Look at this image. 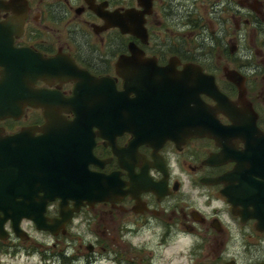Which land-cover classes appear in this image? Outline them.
Segmentation results:
<instances>
[{
	"label": "flooded vegetation",
	"instance_id": "1",
	"mask_svg": "<svg viewBox=\"0 0 264 264\" xmlns=\"http://www.w3.org/2000/svg\"><path fill=\"white\" fill-rule=\"evenodd\" d=\"M237 2L245 8L251 1ZM235 4L236 0H0V40L4 39L2 35H9L14 50L39 57L42 63L52 61L36 74L27 72L15 83L10 82L11 76L5 71L9 60L0 63V100L4 99L0 101V137L19 136L23 140L7 148V153L14 156L0 175H29L27 164L16 166L14 162L19 153L25 160L24 146L32 142L31 138L48 155L42 175H60L55 163L62 151L63 159L74 163L69 175H101L109 191L103 202L90 206L81 201L78 210L75 201L68 200L67 210L73 213L66 226L53 229L55 235L40 232L64 239L71 226L79 227V220L91 226L90 222L96 219L95 227L103 225L100 235L107 241L102 250L112 252L118 213L130 217L134 230L128 232L138 239L133 245H140L139 237L148 233L159 236L161 246L195 234L193 252L210 246L211 264H264L263 247L258 249L262 255L258 260H253L249 250L253 239L264 244V217L258 221L251 216L252 212L247 214L229 192L230 188L245 184L241 175H255L247 171L248 165L236 161L244 156L246 141L231 129L227 135L228 127L234 125L220 111L215 114L219 128L216 135L188 137L189 131H200L199 118L186 116L187 102L181 95L177 97L186 90L187 83L181 82L187 68L197 77V69L201 68L214 77L229 100L237 103L239 87L227 79L225 72L238 71L245 98L257 114V127L264 134V87L257 86L261 69L236 54L235 34L240 30L242 17L236 16ZM205 12L216 23L211 42L203 39L208 33L203 23L208 19L203 17ZM108 13L122 16V26L132 25L133 33L109 26L104 18ZM243 23H250L249 14ZM194 38L199 43L190 48L188 39ZM4 46L0 45V51ZM122 57L125 60L118 62ZM27 65L38 69L35 61L27 60ZM130 73H136V81ZM159 76L163 78L160 82L167 83L168 94L159 92L163 87L155 82ZM107 79L116 92H123L121 104L134 100L133 126L127 124L130 111L122 107L125 104L117 124L104 122L97 110L90 107L93 82ZM145 83L149 85L145 87ZM145 90L152 94L142 98ZM198 99L209 108L217 106L214 100L199 94L190 103L192 112L200 108ZM41 137L45 139L38 142L36 139ZM228 152L232 158L223 157ZM79 162L81 171L76 165ZM259 167L257 174L261 176L254 179L261 181L263 186L259 190L264 191V158ZM201 197L206 202L200 203ZM59 203V198L47 202L45 224L50 225L59 216ZM99 210L95 217L88 216L89 211ZM24 222L34 227L29 220L22 219L21 229L27 231ZM259 222L262 230L256 228ZM0 223V237L6 236L5 240L0 238V244L19 240L12 220L6 219L2 211ZM230 224L237 226L240 235L230 234L225 228ZM96 243V239L89 242L86 253L78 245L77 253L94 256ZM112 259L107 256L108 263Z\"/></svg>",
	"mask_w": 264,
	"mask_h": 264
},
{
	"label": "water",
	"instance_id": "2",
	"mask_svg": "<svg viewBox=\"0 0 264 264\" xmlns=\"http://www.w3.org/2000/svg\"><path fill=\"white\" fill-rule=\"evenodd\" d=\"M128 15L130 16L131 14L129 13ZM121 17L122 16L115 13H108L107 16H104L110 24L109 26L118 27L123 33H133L134 27H132V25L128 27L122 26V24L125 23L122 19L123 17ZM138 28L141 30L142 25ZM2 36L4 39L3 41L0 40V45L4 44L5 46L3 51H0V63H2L3 60H9L6 62L5 71L11 76L10 82L15 83L20 81V78L25 76L29 71H31L29 73L36 74L43 66H47L48 62H52L44 61L42 63V60L39 57L31 55L25 51L14 50L11 46L12 40L10 36ZM27 60L35 61V65H38V69L27 65ZM124 60L125 58L122 57L118 62ZM123 66L125 67V63ZM75 71L77 73L82 72L79 70ZM197 72L199 77L187 68L186 78H183V81L181 82L182 84L187 83L186 90L182 91L181 94H177L178 98H180L181 95V98L183 99L184 97L187 102L186 116H197L199 118L200 131H189L188 137L197 134L216 135L219 128L215 114L219 111L233 122L234 126L231 128L228 127L227 135L230 134L231 131L241 134L243 136L242 140L247 143L244 156L237 157L236 161L239 164L248 165L249 169H247V171H250L255 175H241L240 177L245 184H242L237 188L232 187L229 189V192L234 195L233 197L236 199V202H239L240 205L244 207L247 214H251L252 212L251 216H254L259 221L264 217V191L259 190V187L263 185L261 181L254 179V177L261 176L257 173L261 170L259 166L264 158V134L256 127L257 114L253 111L251 104L245 100V89L240 85L242 80H239L241 75L236 71L231 70L225 72L227 79L237 84L239 87L238 102L234 103L219 91L213 76L203 73L201 68H198ZM82 75L85 77L84 72ZM129 75L132 80H135L134 77L136 76V73H130ZM160 78L162 77L159 76V78L155 80L157 84L163 86L159 92L162 94H168V88L166 87L167 83L160 82ZM92 85V97L91 99H88V101L90 102V107L97 110L95 112L101 115L104 122L110 124L119 123L120 109L126 107L130 111L127 124H129V126L134 125L136 105L133 99H131L128 104H126V102L121 104L120 101L123 92H116L112 82L108 79L96 80ZM148 85L149 83L144 84L145 87ZM151 94L152 93L149 90H145L142 92L141 97L147 98ZM199 94H204L207 97L212 98L217 103L216 108H209L198 99L200 108L196 106L197 108L195 109V112L197 115L195 112H192L190 103L195 100V98L199 97ZM45 97L46 94H44V98ZM13 99L16 101V98ZM1 105L2 104H0V113ZM8 112L9 110H7V113ZM40 139L42 140L45 138L41 137L36 140L40 142ZM223 139L224 137L220 138L221 141ZM22 141L23 140L19 136L11 138L0 137V170H5V168L12 163L14 155L13 153H7L6 150L13 148V145H15L16 142L19 144L22 143ZM24 147L27 149L25 160L21 159L22 155L19 153L18 158L14 163L16 166H21L24 163L27 164L29 175H0V211L4 213L6 219L10 218L12 220L13 230L20 239H27L25 232L18 227V223L23 217L32 220L38 230H49L51 233H54L52 230L53 227L44 224L45 219L43 213L47 201H52L57 197L61 199L59 206L61 219L52 221L54 223L53 226L56 227L59 223L68 221L72 214L71 211L66 208V202L68 199L74 201L85 200L90 206H92L94 203L101 202L109 197L108 188L105 186V183L103 182L104 177L101 175H69L70 172H73L70 168L74 163L63 159L65 152H60V159L55 163L58 165V170L60 169V175H42L45 173L44 171L48 164V161L45 162L48 155L43 153V146L41 144H34L32 141ZM63 147L64 146L60 144V148L62 149ZM50 157L51 155L49 154V158ZM223 157L228 159L233 156L228 152L225 153ZM211 158H214V156ZM244 161H246L247 164H245ZM76 165L78 166V171H81L82 163L79 162L76 163ZM40 191L44 193L43 196H38ZM17 198L23 199V201H16ZM231 202L235 205L233 201ZM80 204L81 201L75 204V210H78ZM249 206L252 207L253 211L249 209ZM256 228L262 230L260 222L257 224ZM1 238L4 239L5 237L2 236ZM229 264L235 263L232 262Z\"/></svg>",
	"mask_w": 264,
	"mask_h": 264
},
{
	"label": "rangeland",
	"instance_id": "3",
	"mask_svg": "<svg viewBox=\"0 0 264 264\" xmlns=\"http://www.w3.org/2000/svg\"><path fill=\"white\" fill-rule=\"evenodd\" d=\"M237 1L235 4L236 16H241L242 19L239 22L240 30L235 34L237 39L236 54L242 58L241 60L249 61V65L259 66L261 71L257 73V86L264 87V19L261 20L259 14L252 13L247 7L241 8ZM256 1L260 3L257 4L259 6L257 9L263 12L264 15V0ZM207 14L206 12L204 13L203 17L208 19H204L203 23L205 22L208 33L203 39L204 42H211L213 33L217 29L215 20H212L211 16ZM248 14L250 23L244 24L243 21ZM257 22L261 23V25H257ZM188 34H190V30H188ZM198 43L195 38L193 40L188 39V44L191 45L190 48H193L194 46L192 45ZM215 59L216 55L213 53V60ZM193 193H196V191ZM203 200L206 202L201 197L200 203ZM213 205L211 204V206ZM216 205L222 204L216 203ZM99 212L101 211L99 210L95 213L89 211L88 216L95 217ZM208 214H211V211H208ZM115 215L117 227L113 230V237L115 238L113 250L112 252L107 251L110 254L102 250L107 241L100 235L103 225L100 224L98 228L95 227L97 226L96 219L90 222L91 226L79 220V227L71 226L69 228V236L58 240L48 233L37 231L29 222H24L23 227L29 232L30 238L27 241L13 239L10 242H5L6 244L1 243L0 264H88V261H92L91 264H211L212 262L209 253L211 251L210 246V250L207 247L202 251L196 249L193 252L194 240L190 235L182 237L176 242L173 241L161 246L159 236L148 233L144 237H139L140 245H133L132 243L137 242L138 239L135 240L131 233L134 230V226L130 222V217L122 216L118 213H115ZM78 219H81V217ZM225 228L229 230L232 236L240 235L237 226L234 224H230L229 227ZM129 230L131 232H128ZM211 232L213 233V231ZM95 239L97 240V246L95 247L94 256L90 257L77 253L78 245H82L83 248L80 251H85L86 253V245L89 242L93 243ZM252 241L254 243L250 245L249 250L252 253L253 260H258L262 256L261 253H264L263 250L259 255L258 249L264 248V244H257V239ZM108 255L113 258L109 263L106 261ZM207 255L208 257L205 259ZM71 257L74 258V263Z\"/></svg>",
	"mask_w": 264,
	"mask_h": 264
}]
</instances>
